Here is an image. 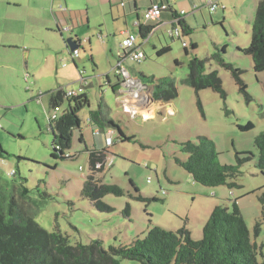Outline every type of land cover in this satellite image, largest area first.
Wrapping results in <instances>:
<instances>
[{"label":"rangeland","instance_id":"obj_1","mask_svg":"<svg viewBox=\"0 0 264 264\" xmlns=\"http://www.w3.org/2000/svg\"><path fill=\"white\" fill-rule=\"evenodd\" d=\"M230 23L237 25L236 21ZM46 33L42 24L26 16V9L15 14V0H0V146L6 152L0 158V200L5 208L12 197L17 209L32 215L48 231L59 230L71 243L88 244L98 238L108 249L142 241L154 225L172 231L185 227L192 239L198 241L213 208L224 205L230 210L236 202L249 229L250 240L257 244L264 242V202L261 200L264 171L257 167L258 152L254 146V137L264 131V70L256 73L250 56L235 52L233 42H240L238 37L230 34L228 38L217 24L205 31L196 30L185 37L189 55L180 40H172L166 34L153 39L158 50L169 45L170 50L161 55L152 49L151 40L143 42L138 38L139 43L143 42L146 57L140 62L126 59L123 68L130 78L140 79L142 85L149 86L150 77H167L178 89L170 102L175 112L170 113L162 106L153 116L144 115L147 117L144 118L139 113L125 111L118 102L119 97L106 83L103 73H108L112 83L117 81L112 70L116 60L112 57L108 61L106 48H96L94 56L91 54L95 68L89 59L88 43L81 36L82 48L75 58V69L64 40L55 34L54 37H59L58 48L50 49L43 41ZM118 38L111 40L116 43V54L119 51L118 55L122 56ZM223 39L229 44L224 61L242 70L241 77L252 97L250 102L245 100L230 71L214 58L210 59ZM191 40L198 43L194 50ZM15 42L19 46L24 42L30 51L15 50L9 45ZM60 49L62 54L56 52ZM190 54L209 59L205 71H217L225 99L211 89L196 93L183 82ZM79 85L88 93L92 110L100 109L125 135L134 139L121 141L115 126L98 132L88 119L86 107L80 112V128L74 130L71 147L66 151L74 158L55 159L51 155L53 133L48 118L54 111L59 117L67 102L64 100L55 110L50 106V98L57 88L66 91ZM247 122H252L253 128L241 131L238 124ZM110 131L113 142L107 146L106 135ZM199 135L214 141L220 163L235 164L236 152L253 153L252 159L241 165L242 174L235 187H210L195 182L192 177L183 179L190 174L175 159L186 160L188 155L181 150V143L196 142ZM80 136L85 143L79 141ZM85 146L88 149L106 147L108 151L103 171L96 178L101 185L116 186L122 191L121 194L106 193L102 198L113 208L111 211L98 210L93 201L80 194L89 175ZM139 195L148 200L137 199ZM257 222L260 230L256 235ZM257 260L264 261V256L258 255ZM120 264L138 263L122 259Z\"/></svg>","mask_w":264,"mask_h":264},{"label":"trees","instance_id":"obj_2","mask_svg":"<svg viewBox=\"0 0 264 264\" xmlns=\"http://www.w3.org/2000/svg\"><path fill=\"white\" fill-rule=\"evenodd\" d=\"M174 19L176 20L173 26L180 30L181 35L192 34L193 29L189 28L178 15ZM151 29L150 25L139 24L140 37L146 39ZM195 48L196 45L192 43L191 49ZM169 50V45H165L157 54L161 55ZM184 50L188 55L191 53L186 47ZM239 51L250 56L256 73L264 70V0H260L257 5L250 43L245 48H239ZM222 54L224 49H218L210 59L214 58L220 66L230 71L245 100L250 102L252 97L241 77L242 70L225 62ZM206 62L207 59L202 60L190 54L188 73L183 82L196 93L203 89H211L225 99V91L217 71L206 72ZM262 85L264 90V82ZM117 86L115 83L111 87L115 91ZM148 87L154 102L168 103L178 94L175 82L167 77L161 79L150 77ZM64 100L67 107L62 114L54 120H49L53 133L51 144L53 158H74L66 151L71 147L74 130L80 127V112L86 107L89 121L99 132L115 126L121 141L134 139L133 136L125 135L111 118L102 114L101 110L89 109V97L86 92L67 97L63 88H57L52 92L50 106L55 109ZM198 106L202 112L200 101ZM262 114L264 115V112ZM238 128L247 131L253 128V123L238 124ZM79 141L83 142L82 137ZM254 146L258 152L257 167L263 172L264 131L254 137ZM181 150L188 155L187 159H175V162L184 168L195 182L210 187L219 185L235 187L237 178L242 174L241 165L253 157L250 151L236 152L235 164L220 163L214 141L204 135H199L196 142L191 140L182 142ZM84 152L88 154L89 175L80 194L93 201L98 210L111 211L113 208L105 204L102 198L106 193L121 194L122 191L116 186L101 185L99 178H96V174L103 171L108 151L106 147L102 149L85 147ZM5 154L0 146V158H4ZM136 198L148 200L141 195ZM261 200L264 202V195ZM254 229L257 235L260 230L259 222L255 224ZM262 249L264 242L257 244L256 241L250 240L249 229L236 202H233L230 210L224 205H216L213 208L198 241L192 239L190 231L185 227L172 231L154 225L147 230L142 241L134 240L130 244L105 249L102 240L98 238L92 239L88 244L71 243L67 235L59 230L48 231L38 224L32 215L17 209L14 198L9 199L7 208L0 200V264H120L122 259L133 260L138 264H264V261L257 260L258 255L264 256Z\"/></svg>","mask_w":264,"mask_h":264},{"label":"crops","instance_id":"obj_3","mask_svg":"<svg viewBox=\"0 0 264 264\" xmlns=\"http://www.w3.org/2000/svg\"><path fill=\"white\" fill-rule=\"evenodd\" d=\"M212 1L217 2V6L214 10H210L209 8V3ZM259 1L260 0H95V2H91L90 0H15V14L16 11H18L19 14L21 9H26L27 17H31L37 23L42 24V28L47 32L44 37L42 35L43 41L45 40L48 43L46 46L50 49L58 48L56 39L59 40V37L64 40V44L68 49L69 47H67L66 44V39L68 37H72L73 40L78 43V49L82 48L83 40H81V36H83L90 48L89 59L94 63L96 68V63L92 55L94 56L96 48L101 47L108 50V61H110L109 58L113 57L116 63L120 60L121 66H124L128 56L127 54L125 55L120 45L127 38L129 33L137 34L138 38L142 39L139 35V24L152 26L148 37L142 40L143 42L151 40L152 49L158 50L153 44L154 37L160 39V35L166 34L169 36V31L174 27L173 20L176 15H178L189 28L193 29V32L196 30H208L211 25H221L228 38L230 34H232L236 36V39L237 37L240 39V42H233L235 52L239 53V48H245L250 43L251 27ZM153 2L167 3L169 8L162 11L159 19L156 21L144 22V11ZM229 20L234 21V23L236 21L237 25H231ZM64 33L67 34V37L64 36ZM55 34H59V37H54ZM203 34L205 33L203 32ZM39 36H41V34ZM116 36H119L118 41L122 50V56L118 55L119 51L116 54V43L111 40L112 37ZM185 37L186 35H181V38L171 37V39L180 40L182 46L183 42H185L186 45L183 47L187 48L188 42ZM138 38L136 40V47L144 51V47L142 46L143 42L139 43ZM191 42L194 43L196 47L198 46L196 41L191 40ZM22 43V46H19L18 42L9 45L15 47V50L19 48L23 50L30 49L24 42ZM221 43L219 49H224V53H226L229 44L224 39L221 40ZM100 44L101 46H99ZM56 52L63 53L61 49L56 50ZM72 62L76 69L77 63L75 59H73ZM67 68L68 65L66 66V69ZM113 69L114 67H112V70ZM102 75L106 77V83L113 93L119 97L118 102L124 109L127 108L132 113H139L144 118H147L144 115L152 114L153 116L155 110L162 106L166 107L170 113L175 112L170 102L162 103L150 101L149 98L145 97L143 94L135 92V90L139 91L138 89H131L124 83L123 86L125 89H123V86L121 87V84L119 82V84L117 83L118 78L115 82L118 85L116 88L117 91L121 89L122 93L119 94L115 92L111 87L115 83L111 82L108 73H103ZM83 91L86 92L85 88ZM90 107L89 109H91ZM96 129L98 130V128ZM83 142L85 143V141ZM190 178L191 175L190 177H183L185 180Z\"/></svg>","mask_w":264,"mask_h":264},{"label":"built area","instance_id":"obj_4","mask_svg":"<svg viewBox=\"0 0 264 264\" xmlns=\"http://www.w3.org/2000/svg\"><path fill=\"white\" fill-rule=\"evenodd\" d=\"M216 6H217L216 1H212L209 3L210 10H214V8ZM168 8H169V6L167 3H158V2L151 3V5L144 11V14H143L144 22L156 21L157 19H159L161 12L164 10H167ZM175 20L176 19H174L173 22ZM169 36H171L173 38L174 37H180L181 38V32L177 27H173V29H171L169 31ZM137 38H138L137 34H130L129 33L127 35V38L121 43L120 46L123 49V52L125 53V55L127 54V56L131 60L140 62L141 60H144L146 56H145L144 51L139 50L136 47ZM185 45H186V43L183 42V46H185ZM70 54H71L72 59L77 58L78 54H79L78 48L71 50ZM114 71L121 79V82H120L121 87L124 84H127L128 87L131 88L130 84H132L135 86V88H131V89H138L139 91L135 90V92H139V93L143 94L145 97L149 98L148 97V95H150L149 89L145 85H142L141 82L138 81L137 79L130 78V75L126 72V70L123 68V66H121L120 60L116 63V65L114 67ZM123 89H125L124 86H123ZM82 92H83V88L80 86V87H77L76 89L66 90L65 95L67 97H74L76 95L81 94ZM117 93L121 94L122 90L121 89L118 90ZM57 108L58 107H56L55 110H57ZM56 117L57 116H56V113L54 111V113L52 115H50L48 119L54 120ZM111 143H112L111 132H109L108 135L106 136V144L110 145ZM12 173L13 172H11V174Z\"/></svg>","mask_w":264,"mask_h":264},{"label":"water","instance_id":"obj_5","mask_svg":"<svg viewBox=\"0 0 264 264\" xmlns=\"http://www.w3.org/2000/svg\"><path fill=\"white\" fill-rule=\"evenodd\" d=\"M66 44H67V47H69L70 50H73V49H75V48H78V44H77V42L74 41L72 37H68V38L66 39ZM124 69H125V68H124ZM125 70H126V69H125ZM126 72H127V70H126ZM127 73H128V72H127ZM137 80L140 81V79H137ZM148 97H149L150 100H153L152 97H151L150 95H148Z\"/></svg>","mask_w":264,"mask_h":264},{"label":"clouds","instance_id":"obj_6","mask_svg":"<svg viewBox=\"0 0 264 264\" xmlns=\"http://www.w3.org/2000/svg\"><path fill=\"white\" fill-rule=\"evenodd\" d=\"M137 36H138V35H137ZM78 50H79V49H78ZM70 51H71V50H70ZM72 60H73V59H72ZM113 70H114V69H113ZM115 74H116V73H115ZM116 76H117V78H119V76H118L117 74H116ZM140 82H141V80H140ZM117 83H118V81H117ZM119 83H120V82H119ZM119 83H118V84H119ZM145 86H146V85H145ZM146 87L149 89L148 86H146ZM115 92H117V88H116ZM149 92H150V90H149ZM150 96H151V95H150ZM149 100H150V99H149ZM150 101H153V100H150ZM124 110L127 111V112H129V109H127V108L124 109ZM98 132H99V131H98ZM110 132H111V131H110ZM111 134H112V132H111ZM107 135H108V133H107ZM107 135H106V136H107ZM111 139H112V138H111ZM112 142H113V140H112ZM111 144H112V143H111ZM111 144H110V145H111ZM106 145H107V144H106ZM107 146H108V145H107Z\"/></svg>","mask_w":264,"mask_h":264},{"label":"flooded vegetation","instance_id":"obj_7","mask_svg":"<svg viewBox=\"0 0 264 264\" xmlns=\"http://www.w3.org/2000/svg\"><path fill=\"white\" fill-rule=\"evenodd\" d=\"M118 82H121V79H120V77L118 78Z\"/></svg>","mask_w":264,"mask_h":264}]
</instances>
